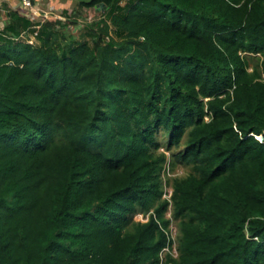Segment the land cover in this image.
Returning <instances> with one entry per match:
<instances>
[{
	"label": "trees",
	"instance_id": "trees-1",
	"mask_svg": "<svg viewBox=\"0 0 264 264\" xmlns=\"http://www.w3.org/2000/svg\"><path fill=\"white\" fill-rule=\"evenodd\" d=\"M72 1L5 7L0 264H264V0Z\"/></svg>",
	"mask_w": 264,
	"mask_h": 264
},
{
	"label": "rangeland",
	"instance_id": "rangeland-1",
	"mask_svg": "<svg viewBox=\"0 0 264 264\" xmlns=\"http://www.w3.org/2000/svg\"><path fill=\"white\" fill-rule=\"evenodd\" d=\"M124 3V1H123ZM5 7L9 9H16L19 11V0H0V29H2L6 22V13ZM32 12H39L40 14L48 13V15L52 16L54 19L61 21L67 25L68 31L72 33L74 36H79L84 32V26L86 24L97 22L102 18L101 12L94 9H79L77 6V1L72 0H35V4H31ZM34 10V11H33ZM30 11L29 16L33 17L35 21L42 20L41 17L34 16ZM66 12V16L64 14ZM27 13V12H26ZM76 14H80L78 19L79 26L74 27L69 21L74 19ZM161 146L159 151L164 152L169 158V161L172 163V170L170 169L168 174L165 177L173 178V177H185L190 173V168L188 166L179 164L175 158H172V153L176 152L177 149L175 147L170 150L166 147V144L163 138H160ZM169 186H165V193L169 190ZM170 191V190H169ZM167 197V194H166ZM165 195L163 198H166ZM170 212V211H169ZM171 216L170 213H167V217ZM147 219L146 216L136 215L135 220L145 221ZM172 232H175V222H172Z\"/></svg>",
	"mask_w": 264,
	"mask_h": 264
},
{
	"label": "built area",
	"instance_id": "built-area-1",
	"mask_svg": "<svg viewBox=\"0 0 264 264\" xmlns=\"http://www.w3.org/2000/svg\"><path fill=\"white\" fill-rule=\"evenodd\" d=\"M19 5H20V9H19V11L21 12V13H23L24 15H26V16H28L30 19H32V20H34V18L33 17H31V16H29V14L28 13H30V11L32 12V7H31V3H30V1L29 0H22L20 3H19ZM34 11V10H33ZM27 12V13H26ZM32 13H34L33 15L34 16H37V17H41L42 18V20L43 19H46V18H48V13H43V14H40L39 12H32ZM255 138L257 139V140H259V141H262V138L261 137H259V136H255ZM170 190V189H169ZM167 191L166 193L164 192V195H165V197H166V194H167V197L165 198V199H170V196H171V190L170 191ZM164 195H163V197H164ZM175 233H176V230H175V232H174V234H173V232H172V228H171V231L170 232H168V237H169V239L172 241V242H174V239H175ZM163 252H171L170 250H169V248H165L164 250H163ZM174 256H176V254L174 253L173 254Z\"/></svg>",
	"mask_w": 264,
	"mask_h": 264
},
{
	"label": "clouds",
	"instance_id": "clouds-1",
	"mask_svg": "<svg viewBox=\"0 0 264 264\" xmlns=\"http://www.w3.org/2000/svg\"><path fill=\"white\" fill-rule=\"evenodd\" d=\"M259 137H261V136H259ZM171 190V189H170ZM171 194H172V190H171ZM175 237H176V233H175ZM174 241H175V239H174ZM166 248H169V250L171 251L170 253L173 255L174 253L177 255V253H176V246H175V242L174 243H172V249H170V247H166ZM165 249V248H164ZM163 249V250H164ZM162 253H165V252H163L162 251ZM161 253V254H162ZM174 256V255H173ZM174 257H176V256H174Z\"/></svg>",
	"mask_w": 264,
	"mask_h": 264
}]
</instances>
